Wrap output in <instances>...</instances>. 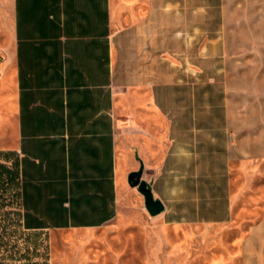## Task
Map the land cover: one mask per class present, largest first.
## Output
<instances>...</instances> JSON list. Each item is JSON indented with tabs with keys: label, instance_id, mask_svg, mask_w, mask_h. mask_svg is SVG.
Segmentation results:
<instances>
[{
	"label": "crops",
	"instance_id": "crops-1",
	"mask_svg": "<svg viewBox=\"0 0 264 264\" xmlns=\"http://www.w3.org/2000/svg\"><path fill=\"white\" fill-rule=\"evenodd\" d=\"M134 2L125 15L115 0H11L1 81L15 146L0 151V163L15 165L23 232L110 223L125 174L142 165L165 206L159 219L225 224L233 157L264 160V122L247 132V113L233 108L245 100L228 92L247 70L223 68L216 96L215 69L205 74L199 64L200 41L210 50L222 38L225 58L249 50L264 58V17L240 18L236 29L224 0L207 6L202 21L199 4L193 13L185 0L171 19L167 0ZM240 251L243 264H264V219L249 227Z\"/></svg>",
	"mask_w": 264,
	"mask_h": 264
},
{
	"label": "rangeland",
	"instance_id": "rangeland-1",
	"mask_svg": "<svg viewBox=\"0 0 264 264\" xmlns=\"http://www.w3.org/2000/svg\"><path fill=\"white\" fill-rule=\"evenodd\" d=\"M167 1L169 19L175 18V14L181 12V0ZM185 1L183 6L193 13H196L195 7L199 4L201 21L208 17L207 6L219 4V0ZM115 2L119 4L120 14L126 15L128 7L135 5L136 1ZM224 3L226 8H231L232 27L236 29L240 27V18L256 20L257 17H264V0H224ZM10 11L11 0H0V56H4L3 47L7 44L6 37L11 28ZM200 44V67L205 68V74L207 68L216 71V96L221 92L220 85L225 74L221 71L223 68H232L233 76L238 68L247 70L244 81H237V88L228 92L244 98V104L233 108L236 112L247 113V132H256V124L264 122V105L259 100L264 95V88L256 80L261 75V68H264V58L254 55V50H249L247 57L234 55L225 58L222 54L223 38L212 42L214 46L210 50L205 48L207 40H201ZM1 67L2 63L0 151H3L15 146V121L9 119L7 94L10 89L2 85ZM257 162L255 159L233 157L232 215L225 224L210 227L173 225L159 217H151L143 197L130 188L128 175L125 174L119 212L110 223L96 229L29 234L17 224L18 205L14 187L0 196V203L6 204L0 208V260H5L7 264H243L240 239L251 225L264 219V160Z\"/></svg>",
	"mask_w": 264,
	"mask_h": 264
},
{
	"label": "water",
	"instance_id": "water-1",
	"mask_svg": "<svg viewBox=\"0 0 264 264\" xmlns=\"http://www.w3.org/2000/svg\"><path fill=\"white\" fill-rule=\"evenodd\" d=\"M144 167L133 171L128 176V183L132 188H137L143 196L145 208L151 217H157L165 211V206L160 199L154 197L151 185L142 179Z\"/></svg>",
	"mask_w": 264,
	"mask_h": 264
},
{
	"label": "trees",
	"instance_id": "trees-1",
	"mask_svg": "<svg viewBox=\"0 0 264 264\" xmlns=\"http://www.w3.org/2000/svg\"><path fill=\"white\" fill-rule=\"evenodd\" d=\"M16 178H17V171L14 163L11 167H8L5 164L0 163V196L12 190L14 187H16ZM15 195H16V191H15ZM4 205L6 204L0 203V208H3Z\"/></svg>",
	"mask_w": 264,
	"mask_h": 264
},
{
	"label": "built area",
	"instance_id": "built-area-1",
	"mask_svg": "<svg viewBox=\"0 0 264 264\" xmlns=\"http://www.w3.org/2000/svg\"><path fill=\"white\" fill-rule=\"evenodd\" d=\"M2 61H3V57L0 56V65H1Z\"/></svg>",
	"mask_w": 264,
	"mask_h": 264
}]
</instances>
